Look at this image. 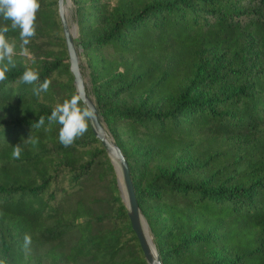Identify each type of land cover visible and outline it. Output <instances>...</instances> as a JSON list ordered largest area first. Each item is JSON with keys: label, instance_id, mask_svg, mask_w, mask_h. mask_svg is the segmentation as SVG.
Masks as SVG:
<instances>
[{"label": "trees", "instance_id": "16d2710c", "mask_svg": "<svg viewBox=\"0 0 264 264\" xmlns=\"http://www.w3.org/2000/svg\"><path fill=\"white\" fill-rule=\"evenodd\" d=\"M72 2L90 94L161 264H264V0ZM39 3L27 45L0 18L15 65L0 81V260L146 264L90 123L65 146L47 120L75 91L57 0ZM26 69L39 80L22 82Z\"/></svg>", "mask_w": 264, "mask_h": 264}, {"label": "clouds", "instance_id": "9594fccd", "mask_svg": "<svg viewBox=\"0 0 264 264\" xmlns=\"http://www.w3.org/2000/svg\"><path fill=\"white\" fill-rule=\"evenodd\" d=\"M39 7V0H0V18L4 21H10L12 30H19V36L23 45H27L29 39L35 35L34 21ZM8 32L9 26L0 24V61L5 62L0 67V81L6 80L9 66H15L13 61L14 44L10 43L5 37V34ZM20 79L24 83H32L39 80V74L35 70L26 69ZM49 84L50 81L45 79L34 91L36 94L46 92ZM94 117L95 112L91 107L81 106L80 95L72 94L51 109L47 120L49 123L55 121L60 125L58 140L62 145L68 146L88 130L89 121ZM44 123L45 117L39 116L34 126L39 128ZM32 142L35 143L36 141L33 140ZM11 155L13 159L20 158L21 149L18 145L13 146ZM30 243L31 239L26 235L24 237V246L27 247ZM0 264H4V261L0 260Z\"/></svg>", "mask_w": 264, "mask_h": 264}, {"label": "water", "instance_id": "95a60500", "mask_svg": "<svg viewBox=\"0 0 264 264\" xmlns=\"http://www.w3.org/2000/svg\"><path fill=\"white\" fill-rule=\"evenodd\" d=\"M65 1L66 0H57V13L62 28V35L69 62V71L73 78L75 94L80 95L81 104L84 107H91L95 112V117L89 121L90 126L95 138L100 141L106 154L111 159L116 175L121 182L120 185L118 184L119 189L123 191L121 198L127 210L131 229L139 242L146 264H161L148 224L138 207L127 162L119 147L114 143L112 137L108 135L107 127L102 121L93 97L86 88L80 68L81 51L80 48L76 47L74 42V34H77V27L72 29L68 24L65 13ZM148 233L150 238L148 237Z\"/></svg>", "mask_w": 264, "mask_h": 264}, {"label": "rangeland", "instance_id": "374dc122", "mask_svg": "<svg viewBox=\"0 0 264 264\" xmlns=\"http://www.w3.org/2000/svg\"><path fill=\"white\" fill-rule=\"evenodd\" d=\"M65 13H66V19L68 21V24H69L70 28L75 29L77 26H76V20H75V15H74V5H73L72 0H70V7L68 8L67 12H66V9H65ZM76 37H77V34H76ZM80 51H81V49H80ZM80 68H81V72L83 74V79H84V82L86 84V88H87L88 92L90 93V84H89L87 72L84 69V59L81 56V52H80ZM117 179H118L117 180L118 181L117 182V186H118V184L120 185L121 182H120L118 177H117ZM118 190H119V194H120V197H121L123 195V191L120 190L119 187H118ZM123 204H124V202H123Z\"/></svg>", "mask_w": 264, "mask_h": 264}, {"label": "bare ground", "instance_id": "6f19581e", "mask_svg": "<svg viewBox=\"0 0 264 264\" xmlns=\"http://www.w3.org/2000/svg\"><path fill=\"white\" fill-rule=\"evenodd\" d=\"M69 7H70V0H66L65 1V9H66V12H67V10H68ZM74 38H76V34H74ZM148 237L150 238L149 233H148Z\"/></svg>", "mask_w": 264, "mask_h": 264}]
</instances>
